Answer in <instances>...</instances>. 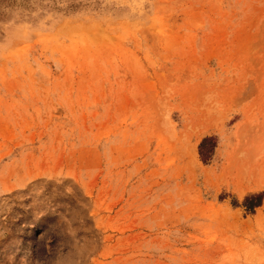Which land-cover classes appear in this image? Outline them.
Returning <instances> with one entry per match:
<instances>
[{
    "label": "rangeland",
    "instance_id": "obj_1",
    "mask_svg": "<svg viewBox=\"0 0 264 264\" xmlns=\"http://www.w3.org/2000/svg\"><path fill=\"white\" fill-rule=\"evenodd\" d=\"M0 264H264V0H0Z\"/></svg>",
    "mask_w": 264,
    "mask_h": 264
},
{
    "label": "trees",
    "instance_id": "obj_2",
    "mask_svg": "<svg viewBox=\"0 0 264 264\" xmlns=\"http://www.w3.org/2000/svg\"><path fill=\"white\" fill-rule=\"evenodd\" d=\"M208 141H209L208 139H205L202 143L203 146L206 145ZM246 202H249V206H247L248 209H252V208L259 206L261 203V194L255 195V196L250 197L249 199H246Z\"/></svg>",
    "mask_w": 264,
    "mask_h": 264
}]
</instances>
